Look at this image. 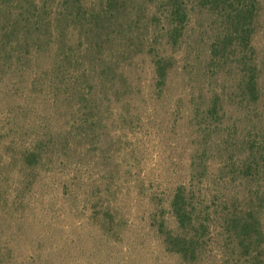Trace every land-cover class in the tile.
Returning a JSON list of instances; mask_svg holds the SVG:
<instances>
[{"label": "rangeland", "instance_id": "374dc122", "mask_svg": "<svg viewBox=\"0 0 264 264\" xmlns=\"http://www.w3.org/2000/svg\"><path fill=\"white\" fill-rule=\"evenodd\" d=\"M259 1L262 100L250 104L235 54L211 61L221 20L195 5L174 43L164 0H120L104 16L107 0H0V264H251L224 222L247 211L264 264V179L238 169L245 138L264 136ZM215 95L213 125L201 113ZM180 185L193 218L210 219L194 263L164 241L184 234L170 206Z\"/></svg>", "mask_w": 264, "mask_h": 264}, {"label": "trees", "instance_id": "16d2710c", "mask_svg": "<svg viewBox=\"0 0 264 264\" xmlns=\"http://www.w3.org/2000/svg\"><path fill=\"white\" fill-rule=\"evenodd\" d=\"M106 4L107 6L102 11L103 16L122 3H120V0H107ZM259 4V0H164L163 4L164 18L170 27L169 37L174 43H178L179 38L184 35L193 5L206 10L210 15L221 20L223 33L218 35L211 44V61L217 63L219 60L229 58L235 54L236 63L241 70L238 92L240 97L250 104H257L262 100L259 67L251 58V55L255 54L253 39L260 15ZM77 14L76 17L79 16V13ZM95 16L99 18L98 15ZM35 23L40 24L37 20ZM33 28L37 31L35 24ZM164 61L165 59L160 58L156 62L161 85H165L168 76L167 69L169 67L163 65ZM220 103L221 98L215 95L211 105L201 113V116L212 121L213 125L218 124L219 118L222 117V111L219 108ZM242 146L246 148L247 159L244 165H238L240 176L249 180L263 181L264 136L260 140L254 137H246ZM218 148L221 149L222 144H219ZM36 161V152H29L26 156V164L31 168H36ZM198 161L201 164L200 158H198ZM191 188L193 189L192 185ZM194 196L193 193L190 196L187 185L177 187L170 206L178 228L184 234L165 233L164 240L171 247L174 254L193 263L198 260L196 258L198 250L204 249L202 237L208 231L210 235L212 234L209 218L204 217L201 221L193 218L194 210L190 208L195 206L193 203ZM253 212L247 211L244 217L241 215L236 217L234 214L225 216L227 219H224V222L232 228L235 239L239 240V244L242 245L241 250L246 256L245 260L252 259L251 264H254V262L256 264L259 256L256 250L250 251V248L254 244L253 242L259 241L261 224ZM253 252L255 255H252Z\"/></svg>", "mask_w": 264, "mask_h": 264}]
</instances>
